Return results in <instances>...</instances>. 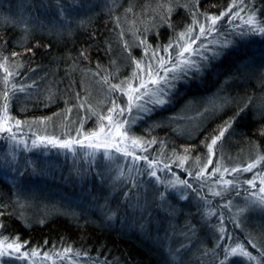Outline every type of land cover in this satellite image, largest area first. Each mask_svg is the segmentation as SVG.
I'll return each mask as SVG.
<instances>
[{
  "label": "trees",
  "instance_id": "1",
  "mask_svg": "<svg viewBox=\"0 0 264 264\" xmlns=\"http://www.w3.org/2000/svg\"><path fill=\"white\" fill-rule=\"evenodd\" d=\"M229 8L228 16L243 11L232 24L227 23L228 16L222 17L217 22L222 26L220 31L207 36L199 33L198 21ZM20 12L27 17L37 14L38 25L20 22ZM194 12L201 15L196 17ZM249 18L251 25L244 23ZM235 25L241 30L234 31ZM261 27L264 0H0V63L18 73L14 80L0 68V114L2 92L9 90L10 115L21 121L19 132L25 137L74 135L82 120L85 131L97 129L96 114L107 111L113 96L126 103L128 95H136L126 89L110 91L113 83L126 81L134 70L140 71L129 52L137 60L154 50L165 57L182 52V44L190 49L184 55L195 60V50L203 42L209 57L219 55L193 71L187 83H180L179 94L170 104L157 107L132 125L141 147L156 141L147 151L142 149L141 155L161 166L168 164L193 184L202 177L194 178L189 172H199L209 158L202 141L247 104L241 118L218 142L213 163L206 168L209 174L220 166L221 171L210 176V183L220 177L233 180L232 187L240 193L231 188L216 197L211 203L215 217L207 218L210 205L199 196L188 193L185 200L171 198L169 190L160 195L142 172L128 168L119 174L112 161L98 158L83 163L59 158L54 149H44L48 162L40 164L37 149L21 160L30 170L18 171V190L10 179L0 177L6 185L0 183V212L4 213L0 216V241H26L21 250H36L43 264H87V259L91 264H175L172 260L169 263L168 257L176 256L180 243L187 253L177 264H218L216 254L221 249L216 245L226 244L227 233L239 240L255 236L264 243V207L250 203L258 187L244 183L254 173L264 171V35L251 31ZM196 36L200 38L193 41ZM170 40L174 47L165 53L159 46ZM14 51L17 55L12 56ZM241 52L247 55L236 62ZM16 81H26L29 87L19 92V84L13 89ZM137 83L133 80V87ZM138 103L134 99L121 119L132 120ZM50 153L58 155L53 158ZM183 157L187 159L182 163ZM248 163H256L252 172L238 175L223 171L224 167L243 168ZM12 171L8 170V175L12 176ZM25 199L29 211H36L31 221L23 217ZM193 199L197 204H192ZM207 199L211 200L209 195ZM243 202L249 207L239 218L242 231L230 219L229 211L234 203ZM221 227L226 230L223 239ZM203 240L194 249V242ZM170 242L173 249L168 247ZM250 251L257 256L256 261L236 259L243 264H264L256 249Z\"/></svg>",
  "mask_w": 264,
  "mask_h": 264
},
{
  "label": "snow or ice",
  "instance_id": "2",
  "mask_svg": "<svg viewBox=\"0 0 264 264\" xmlns=\"http://www.w3.org/2000/svg\"><path fill=\"white\" fill-rule=\"evenodd\" d=\"M231 11V8L228 9L226 12H221L219 15H211L204 18V22H199V33L201 35H209L213 31H220L222 26L218 25L217 22L224 16H228V12ZM240 11H243L241 9ZM240 11L233 12L231 16H228L227 23L232 24L233 20L240 17ZM200 13H195L194 16H200ZM244 23L251 25L252 21L249 18L248 20L244 21ZM241 30L240 25L234 26V31ZM251 31L254 34H261L264 35V27L259 29L252 28ZM241 34H244V31H241ZM200 37L196 36L193 38V41L198 40ZM141 44H144L145 48L148 46L146 45L145 41L141 40ZM139 46V45H138ZM174 44L173 41H169L167 45L159 46L162 48L165 53H169L171 49H173ZM180 47L183 49L182 52L179 54L171 53L165 57H161L158 55V50H154L153 52L146 53V58H142L137 60L135 57L131 55L129 52V57L135 63V68L140 70L139 72L133 71L130 77L127 78L126 81H122L120 83H113L111 85L110 91L115 93L117 91H123L124 89L127 90L128 93H135L136 95H128L127 102L121 103L119 101L118 96H113L111 101V106L107 109L105 113L96 114L97 125L99 132L94 128L90 131L84 130V121L80 122L79 127L75 130V134L73 135L71 132L65 133L63 138L57 137L55 135L52 136H36L32 139L31 144L33 148L44 146H52L55 148H59L61 150H65L71 154L78 155V148L80 150H92L93 154L95 151L100 148L102 145L105 146V153L107 155V149L109 146L114 147L115 152L122 153L124 157L132 156L133 159L129 161L134 167L137 166V162L143 159L145 162L148 163V167L142 169V174H146L149 177H156L157 180L160 177L157 176V170L153 167L155 164V160H149L148 156H141L135 154V148L141 147V141L135 138L132 132V125L137 122L138 119H143L147 115H150L152 112L156 110L157 107L163 108L167 104L172 102V99L179 94L178 86L180 83H187V80L191 78V74L193 71H198L202 67L206 66L205 62L208 59L216 58L219 53L214 54L213 57H209L207 55L208 49L203 46V42H201L200 48L195 50L196 59H191L190 56H185L184 53H188L190 49L188 47H184L182 44ZM126 50H128L129 46L125 44ZM202 49V50H201ZM26 51L31 52L32 49H26ZM17 55L14 51L12 56ZM81 55H84L82 52ZM246 53H239L236 55L235 60L239 62L243 59ZM183 57V59H181ZM8 57L5 56L4 60L7 61ZM143 65V67H142ZM156 65H159L157 67ZM0 68H4L7 76H12L15 80V75L12 71H10L7 67H5L4 63H0ZM7 77H5V80ZM138 81L137 85L133 87L132 81ZM107 82V81H106ZM17 84H19V88L17 89L19 92L26 91V88L29 87L27 82L21 84L19 81L13 83V89L17 88ZM152 87L149 88L148 85ZM144 90L143 92L141 90ZM12 95H15L13 92ZM79 95V94H78ZM3 104H2V114H0V133H7L8 135L6 139H11L13 142L17 144L24 145L27 147V143L23 139H17L18 131L21 128V121L19 119H14L10 115L9 111V103L11 102V97L9 94V90H3ZM136 105V115L133 117L132 120H128L127 118L121 119V117H125V113L129 112L132 107V101L135 99L137 101H141ZM155 97V101L153 100ZM152 104V107H147V105ZM79 107L83 108V103L79 105ZM247 104L244 108L238 109L236 113L228 120H225L218 128L212 129L211 133L205 137L202 143H205V147L207 149V153L209 154V158L206 161L205 167H202L199 172L193 174L189 172V175H194V178L205 177V172L207 166H211L213 163V157L216 156L215 147L218 145V142L222 141L225 137V134L229 132L232 128L233 124L241 118L242 114L246 111ZM71 108L68 109L71 112ZM90 118V117H89ZM109 121V123L105 124L104 121ZM11 122V123H10ZM127 124L128 127L124 128V125ZM124 129L121 131V129ZM16 129L17 131H14ZM99 133H102L103 136L98 139ZM82 137V138H81ZM130 141V143L125 144V141ZM112 142L109 145V142ZM156 141H147L145 144L147 146L143 147V151H147L148 147L151 144H154ZM124 144V148L122 149L120 145ZM187 150V149H186ZM183 160H186L187 157H183ZM264 159V157H262ZM259 163V161H257ZM165 168H168L169 165L165 164ZM256 167V163H248L246 167H233L231 169L224 167L223 171L225 172H252L253 169ZM220 166H217L213 169V173L220 172ZM213 173H209L208 175L211 176ZM174 174V173H173ZM259 177L261 179L262 185H264V173H254L251 179H247L244 183L248 184L251 188H255L256 185L254 181ZM223 180V177H220L219 180L215 181L216 183ZM176 183L183 184L186 188H192L193 185L188 183L187 181H176L172 182L173 187ZM207 183V178L200 184V187H204ZM224 184H233V180H223ZM199 191V189H197ZM211 191V189H210ZM248 191V189H245ZM260 193H264V186L258 189ZM237 195H239L238 189L236 190ZM217 195H221V193H215ZM252 204L259 203L260 205L264 206V197H260L259 200H252L250 201ZM4 213L0 212V216ZM108 219H112V215L108 214ZM238 227L241 228L243 231L244 225L242 222L237 224ZM0 227H3L0 224ZM220 232L222 236L220 239L224 238V234L226 230L221 227ZM2 235V233H0ZM227 239L234 241V246L229 247L227 245L217 244L216 247L221 249L220 253L216 254V259L218 260V264H243L242 260L236 259L237 257L246 258L248 261H256L257 256L253 255L250 249H256L259 252V256L261 261H264V243H260L257 241L255 236H247L244 240H239L234 237L232 233H227ZM0 244H5V241H0ZM22 244L26 245L27 242L16 243L13 241L12 243H6L4 247H0V257L11 256L15 260H27L30 257H36L38 255L36 250L29 251L26 247L22 251ZM11 250V251H9ZM45 257H47V253H45ZM232 257L233 259H229ZM0 264H7L6 261L0 260Z\"/></svg>",
  "mask_w": 264,
  "mask_h": 264
},
{
  "label": "rangeland",
  "instance_id": "3",
  "mask_svg": "<svg viewBox=\"0 0 264 264\" xmlns=\"http://www.w3.org/2000/svg\"><path fill=\"white\" fill-rule=\"evenodd\" d=\"M19 14H21L20 19H19L20 22L21 21L22 22L25 21V22H28L27 24H29V22H30V23H34L35 25L36 24L38 25V23L40 21L37 18L38 17L37 14L33 15V16H28V17L24 16V14H22L21 12ZM141 91L143 92L144 90L142 89ZM143 99H146V97L142 98L141 101H143ZM153 100L155 101V97H153ZM138 102L140 103V101H138ZM96 130H97V132H99L98 128ZM123 130L124 129H121V131H123ZM14 131H17V130L14 129ZM22 134L23 133H20L18 131L17 139L18 140L19 139L25 140L26 143H27V147H25L24 145H21V144H17L15 142H13L11 139H9V142L6 141L8 139L3 138V137H6L8 134L7 133H0V149H4L5 147L9 146L10 145L9 143H11V144L14 143V144L17 145L18 150L25 152V154H26V156L28 158L30 157L31 151H33L36 148L52 149V150L54 149V150H57L58 154H61L63 157L75 159L76 161H83V163L86 162V161L90 162L91 160L95 161L98 158H102L104 161L108 160L110 162L111 161L114 162L115 165L118 166L117 172L119 174L126 173V170L128 168H131L133 171L139 173V172H142L141 171L142 169H145V168L148 167V163L145 162L143 159L138 161L137 162V166L134 167L132 164L129 163V161L133 159L132 156L124 157L122 155V153L115 152L114 147H111V146H109L108 149H107V152H108L107 155H104L106 149H105V146L102 145L100 148H98L95 151V154H93L92 150H88V149L80 150L78 148L79 154L74 156L73 154H71V153H69V152H67L65 150H61L59 148H55V147H52V146H48V147L40 146V147L33 148L32 144H31V141L35 137H25ZM102 136H103V134L99 133L98 139L100 137H102ZM111 143L112 142L110 141L109 145H111ZM128 143H130V141L126 140L125 144H128ZM124 146H125L124 144L120 145V147L122 149L124 148ZM13 147L14 146H11L10 149L6 151V153H0V177H2V178L7 177V180L10 179L11 183L14 184L15 189L18 190L19 186L17 185V183L15 181V178H16V175L18 173V169H19L20 163L16 162L17 155L15 154L16 151H14ZM142 149H143V147H136L135 148V154L136 155H141L142 154ZM38 154H40V159H39L40 160L39 161L40 164L48 162V157H47L48 153L47 152H39ZM58 154H53V155L51 154V156L53 158H56ZM141 156H143V155H141ZM59 158H60V156H59ZM101 166H102V164L100 165V167ZM153 167L157 170V176L160 177L159 180H157L156 177H149L146 174H144V175H145V177H149V181H151L150 183H152L153 186H155L159 190L160 195H163V196L166 195L165 194L166 190H169L171 192V194H170L171 198H176V197L181 196L185 200V199H187V194L188 193L196 195L197 198L199 196L201 201H204V203H207V204L210 205V208H208V211H207V214H208L207 218H213V217L216 216V214H215L216 211L214 210V207L211 206V203L215 200L216 197L217 198L218 197H222V195L225 194V193H228V191H230L231 188L237 190V188H235V187L233 188L232 187V184H224L223 181H221V180L218 183L215 182L216 180L213 183H210V182H212V180L211 179L209 180L210 176L208 175L207 172L205 173V178H207L208 181L205 184V186L202 187L204 190H200V188H201L200 184L205 180V178H203V177L201 179L196 180V182H193L192 185H194V187H192V188H186L181 183H176L175 186L173 187L172 182L185 181V179L182 178L180 176V174H178V172L176 170H174L171 167L165 168L163 165L161 166L158 163V161H156L155 164H153ZM8 169H12L13 170L12 171L13 172L12 176L8 175V172H7ZM230 173L231 174L239 173L238 175H240L242 172L233 173V172L230 171ZM260 173H264V171H262ZM189 183L191 184V181ZM255 185L258 188H257V190H255L256 191V196H254V200L258 201L260 197H264V193H260L258 191V189L260 187L264 186V185H262L261 179L259 177H257V179L255 180ZM240 187H241V185L239 186V189H240ZM197 189H199V191H197ZM210 189H211V191H210ZM217 192L221 193V195L215 194ZM207 195H209V198H211V200H209V201H208V199H207V201L204 200V199H206ZM22 201L24 202L23 206L25 208L23 210V212H22L23 213V217L31 221V218H34L33 215L35 214L36 211H34V210L33 211H29L30 205L27 202V200L25 199V200H22ZM194 203L197 204V202L194 201V199H193L192 204H194ZM223 204L225 205L226 203H223ZM257 205H260V204L257 203ZM247 206L248 205L245 204L244 202L242 204L241 203H238V204L234 203L233 206L231 205V209H230L229 212L232 215H230V219H232L233 221H236L238 223L239 222V218H241V216H243L242 212H245ZM262 207H264V206H262ZM58 212H60V211L57 210L56 214ZM220 218H223V217H220ZM203 242H204V240L201 241V242L195 241L194 244H193L194 249H196L199 245H202ZM223 245H227L229 247H232V245L234 246V242H232V240L228 239L226 244H223ZM4 246H5V244H0V247H4ZM171 246H173L172 242H170V245L168 247H170V249H173ZM176 246H177V252L178 253L176 254V256L168 257L169 263L172 260L173 262H176L175 264H177L179 261H183L185 259L183 256H184V254L187 253V251H185V249L183 250L182 247H180L181 243H180V246H178V245H176ZM9 251H11V250H9ZM1 258L2 257H0V259ZM230 258H232V257H230ZM241 258H243V257H241ZM244 259H246V258H244ZM27 260H29V264H43V262H44V260L41 259L40 255L36 256V257H32L31 259H27ZM6 262H7V264H19V262L17 260H9V261H6ZM87 264H91V262L87 261Z\"/></svg>",
  "mask_w": 264,
  "mask_h": 264
},
{
  "label": "bare ground",
  "instance_id": "4",
  "mask_svg": "<svg viewBox=\"0 0 264 264\" xmlns=\"http://www.w3.org/2000/svg\"><path fill=\"white\" fill-rule=\"evenodd\" d=\"M13 11L10 7H9V11ZM58 24H62V23H60V22H58ZM6 141H8L9 142V139L8 140H6ZM10 145H13L14 147H15V151H16V155H17V157H16V162L17 163H20V165H19V169H18V171H20V173L21 172H26V171H28V170H30V166H28V165H26V164H24L23 165V163H22V159L24 158L25 159V157H26V154H25V152H23V151H20V150H18V147H17V145L16 144H11V143H9ZM9 145V146H10ZM9 146H7V147H5V149H7ZM14 149V148H13ZM37 149H38V151H40V152H45L44 151V149H42V148H36V149H34L35 151H37ZM59 156L60 157H62V158H64L61 154H59ZM8 170H12V169H8ZM20 177H19V175H18V178H17V185H18V182H20L21 181V179H19ZM19 180V181H18ZM0 183L2 184V185H4V186H6L5 185V182L0 178ZM11 183V182H10ZM12 184V183H11ZM13 185V187H14V189H15V186H14V184H12ZM32 257H30L29 259H31ZM0 260H3V261H9V260H15V259H13L11 256H5V257H2ZM25 261H27L28 262V264H29V260H25ZM88 261V259L86 260V262Z\"/></svg>",
  "mask_w": 264,
  "mask_h": 264
}]
</instances>
